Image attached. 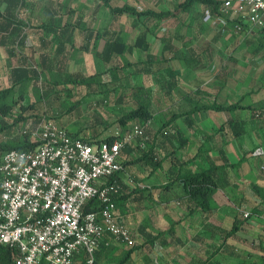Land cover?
I'll return each instance as SVG.
<instances>
[{
	"label": "crops",
	"instance_id": "0c3cea01",
	"mask_svg": "<svg viewBox=\"0 0 264 264\" xmlns=\"http://www.w3.org/2000/svg\"><path fill=\"white\" fill-rule=\"evenodd\" d=\"M118 1L0 0V90L13 88L10 103L21 97L20 107H34L15 127L17 113L1 119L9 128L0 131V153L25 142L26 128L34 133L43 117L89 141L121 140L139 125L121 128V116L145 105L152 112L145 135L123 145V170L112 180L116 222L135 246L107 233L97 261L119 264L129 254L125 264H261L264 197L254 188L264 189V31L206 20L209 8L198 4L165 21L108 6L169 12L183 0ZM69 75L107 85H59ZM213 104L246 109L186 115ZM213 167L221 169L212 211L190 214L179 178Z\"/></svg>",
	"mask_w": 264,
	"mask_h": 264
},
{
	"label": "built area",
	"instance_id": "2783aa9c",
	"mask_svg": "<svg viewBox=\"0 0 264 264\" xmlns=\"http://www.w3.org/2000/svg\"><path fill=\"white\" fill-rule=\"evenodd\" d=\"M220 11L206 20L232 23L237 32L264 29V0H227ZM145 125L113 143H89L44 120L30 148L2 155L0 245L14 250L13 264H100L96 253L107 233L135 246L129 229L116 222V186L109 182L123 170V145L144 136Z\"/></svg>",
	"mask_w": 264,
	"mask_h": 264
},
{
	"label": "trees",
	"instance_id": "16d2710c",
	"mask_svg": "<svg viewBox=\"0 0 264 264\" xmlns=\"http://www.w3.org/2000/svg\"><path fill=\"white\" fill-rule=\"evenodd\" d=\"M10 1L12 2L14 0H10ZM197 4L203 5L209 8V14L215 18V17L222 15L220 10L225 4V1L222 2L219 0H183L176 6L175 11H169V12H156L154 10H148V9L139 10V9H136L128 5H125L123 7H113L108 4L107 5L109 6L113 14L127 15L131 17L137 16V17H140L141 19H155V20L165 21L171 18H177L178 15L181 13H189L190 10ZM163 43H165L166 50H169V51L174 50L172 44L169 41L163 39ZM124 49H125L124 46H122L121 52H123ZM126 67L128 66H123L122 70H124ZM96 78H97L96 76H90V77L84 78L81 76L69 75L65 79L58 81V83L59 85H64V86H68V85L85 86L89 88L102 87L104 85H107V83L104 84L102 82L97 81ZM29 80L31 79L27 77L26 81H29ZM126 97L127 95L125 96L121 95L122 99ZM14 98H15V93H14L13 88H5L3 90H0V131H3L9 128L8 125H5L3 123V121L1 120L2 118L5 119L9 116L12 117L16 115L17 113V116L13 123L15 127L16 125L23 123L24 121L30 119V118H25L24 114L28 113L31 110H34L33 105L26 106V107L25 106L20 107L21 97L15 100L14 103L13 102L10 103V99H14ZM70 109H73V106H71ZM237 109H246V108L241 107L238 104L231 105V106H224L220 104L202 105L201 107H198L197 109L192 110L186 115H191L192 113H195L197 111H202V110H214V111L221 112V111H235ZM31 116L35 117V115L33 114ZM177 117L178 116H175V119ZM42 119H43L42 121H44V120H47L48 117H43ZM151 119H152V112L150 111V109L145 105H140L137 108L124 113L119 119V126L121 128H124L125 126H128L133 121L137 122L139 125L140 124L145 125ZM32 134L33 132H31L29 128H26L25 142H23L21 145L4 147L0 153V160H1L2 155L9 150H13V149L23 150V149L30 148ZM116 140H117L116 137H110L105 140H93V141L86 140V141L89 143L91 142L96 143V142H101V141H108L110 143H113ZM242 162L243 160L238 165H240ZM230 166H233V165H230ZM233 167H235V165ZM220 169H221L220 167H213L211 169L202 170L196 173L188 171V172H185L182 176H180L179 179L184 181L185 193H186L185 196L188 201V207H189L190 214H194L195 212H198V211H202L206 213L212 211L211 200H212L213 195L219 189V184L217 182L216 173ZM117 174H115V176L110 179L109 183H112V180L116 177ZM254 189H255V192L259 196L264 197V189H261L259 187H255ZM96 205H98L97 201H95L92 205H90V210L92 209L91 207L96 206ZM237 230H238V227L235 225L230 233H234ZM14 258H15V253L13 249L0 245V264H13ZM128 258H129V254H127L119 264H125ZM242 264H249V263H242ZM261 264H264V259Z\"/></svg>",
	"mask_w": 264,
	"mask_h": 264
},
{
	"label": "rangeland",
	"instance_id": "374dc122",
	"mask_svg": "<svg viewBox=\"0 0 264 264\" xmlns=\"http://www.w3.org/2000/svg\"><path fill=\"white\" fill-rule=\"evenodd\" d=\"M219 1H225V0H219ZM125 4H134V1L133 0H119L118 1V5H121V6H123V5H125ZM154 5H156V7L157 6H159V7H161V4H162V0H154V3H153ZM140 6V8L142 7L143 9L144 8H146V6L144 5V4H141V5H139ZM141 8V9H142ZM123 28L125 29V28H127L126 29V31H128V30H130V28H131V22L129 21V19H126V18H124L123 19ZM161 32L162 31H160V29L159 30H157V33L158 34H161ZM258 34L259 35H261V32H258ZM126 35L128 36L129 34L128 33H126ZM248 38V37H247ZM256 39H257V37H256ZM250 50H252V49H250ZM251 53H253L252 51H251ZM255 53V52H254ZM33 88V87H32ZM34 89V88H33ZM50 99V100H49ZM47 98L46 99V102H47V104H50L53 100L51 99V98ZM53 103V102H52ZM65 109V107H64V104L62 103V102H59V107H58V109H59V111H56V113L58 114V118L56 119V121L58 120V121H60L61 120V118H64V112L63 111H61L60 109ZM55 113V112H54ZM53 113V114H54ZM62 114V115H61ZM52 115V114H51ZM66 120V119H65ZM57 121V122H58ZM58 123H60V122H58ZM65 127V126H64ZM66 128V127H65ZM70 132V131H69ZM250 217V216H249ZM120 261V260H119ZM118 260H113L112 262H111V264H116L117 262H119Z\"/></svg>",
	"mask_w": 264,
	"mask_h": 264
}]
</instances>
